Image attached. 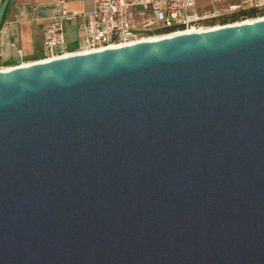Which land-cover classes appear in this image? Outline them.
Wrapping results in <instances>:
<instances>
[{
	"label": "water",
	"instance_id": "95a60500",
	"mask_svg": "<svg viewBox=\"0 0 264 264\" xmlns=\"http://www.w3.org/2000/svg\"><path fill=\"white\" fill-rule=\"evenodd\" d=\"M0 264H264V19L0 69Z\"/></svg>",
	"mask_w": 264,
	"mask_h": 264
},
{
	"label": "built area",
	"instance_id": "2783aa9c",
	"mask_svg": "<svg viewBox=\"0 0 264 264\" xmlns=\"http://www.w3.org/2000/svg\"><path fill=\"white\" fill-rule=\"evenodd\" d=\"M93 8L76 11L69 0H55L52 20L44 25L43 50L46 59L98 51L138 40L147 33L184 32L189 28H208L209 21L222 11L264 6V0H210L201 10L199 0H93ZM25 14L18 15L22 21ZM80 27L74 45L68 38L69 26ZM0 38V59L2 57ZM20 54L23 51L19 50Z\"/></svg>",
	"mask_w": 264,
	"mask_h": 264
},
{
	"label": "crops",
	"instance_id": "0c3cea01",
	"mask_svg": "<svg viewBox=\"0 0 264 264\" xmlns=\"http://www.w3.org/2000/svg\"><path fill=\"white\" fill-rule=\"evenodd\" d=\"M3 0H0V6ZM55 0H11L5 19L0 29L2 40V57L0 69L15 67L19 64L43 59V31L44 25L52 20ZM93 0H69V8L84 11L93 8ZM201 10L210 6V0H199L196 3ZM25 14L22 21L17 16ZM80 27L69 26L68 38L71 44L77 40ZM23 54L19 53V50Z\"/></svg>",
	"mask_w": 264,
	"mask_h": 264
},
{
	"label": "bare ground",
	"instance_id": "6f19581e",
	"mask_svg": "<svg viewBox=\"0 0 264 264\" xmlns=\"http://www.w3.org/2000/svg\"><path fill=\"white\" fill-rule=\"evenodd\" d=\"M259 19H264V16H260V17H256V18H252V19H245L241 22H235V24H240V23H247V22H253L255 20H259ZM222 25L220 26H214V27H208V28H189L188 30L184 31V32H171V33H167V34H161V35H156V36H151V37H148V38H143V39H139V40H134V41H130V42H126V43H123V44H118V45H114L113 47H119V46H124V45H129V44H133V43H137L139 41H154V40H157V39H160V38H163V37H168V36H172V35H176V34H180V33H187V32H204V31H207V30H210V29H216V28H219L221 27ZM84 53V52H83ZM87 53V52H85ZM68 56V55H67ZM42 61H46V60H49V59H41ZM41 60H38V61H41ZM36 61H32V62H27V63H23V65H29V64H32ZM14 67H11V68H3V70H7V69H12Z\"/></svg>",
	"mask_w": 264,
	"mask_h": 264
},
{
	"label": "trees",
	"instance_id": "16d2710c",
	"mask_svg": "<svg viewBox=\"0 0 264 264\" xmlns=\"http://www.w3.org/2000/svg\"><path fill=\"white\" fill-rule=\"evenodd\" d=\"M259 13H263L264 14V6L261 7V8H257V7H242V8H239L237 10L230 11L229 15H227V16H225L223 18V21L225 23H227L228 20L236 22L238 20H244V19H248V18H256L259 15ZM4 19H5V17H4ZM4 19H3V21H4ZM214 19L209 21V24H210V22L214 21Z\"/></svg>",
	"mask_w": 264,
	"mask_h": 264
},
{
	"label": "rangeland",
	"instance_id": "374dc122",
	"mask_svg": "<svg viewBox=\"0 0 264 264\" xmlns=\"http://www.w3.org/2000/svg\"><path fill=\"white\" fill-rule=\"evenodd\" d=\"M227 15H229V12H227V11H224V12H223V11H222V13H221L217 18H215L214 21L210 22L209 26H210V27H214V26H220V25H225V24H229V23H235V22H233V21H231V20H228V22L225 23V22L223 21V18H224L225 16H227ZM260 16H264V14H263V13H259V15H258L257 17H260ZM248 19H252V18H248ZM244 20H245V19H244ZM241 21H243V20H238V21H236V22H241ZM156 35H161V34L147 33V34L143 35L142 38H139V39L148 38V37L156 36ZM139 39H138V40H139Z\"/></svg>",
	"mask_w": 264,
	"mask_h": 264
}]
</instances>
